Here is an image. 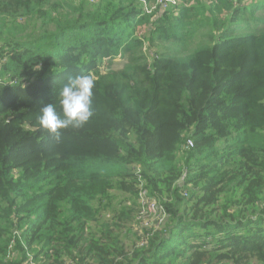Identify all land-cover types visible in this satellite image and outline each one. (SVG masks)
<instances>
[{
	"label": "trees",
	"instance_id": "1",
	"mask_svg": "<svg viewBox=\"0 0 264 264\" xmlns=\"http://www.w3.org/2000/svg\"><path fill=\"white\" fill-rule=\"evenodd\" d=\"M143 1L0 0V264H264V0ZM77 75L94 114L57 140Z\"/></svg>",
	"mask_w": 264,
	"mask_h": 264
},
{
	"label": "clouds",
	"instance_id": "2",
	"mask_svg": "<svg viewBox=\"0 0 264 264\" xmlns=\"http://www.w3.org/2000/svg\"><path fill=\"white\" fill-rule=\"evenodd\" d=\"M94 79L89 75L69 76L60 88L58 104L49 103L40 109L37 117L40 128L59 140L62 129L83 127L93 116Z\"/></svg>",
	"mask_w": 264,
	"mask_h": 264
},
{
	"label": "rangeland",
	"instance_id": "3",
	"mask_svg": "<svg viewBox=\"0 0 264 264\" xmlns=\"http://www.w3.org/2000/svg\"><path fill=\"white\" fill-rule=\"evenodd\" d=\"M262 13H263L262 11L258 12L259 15L262 14ZM195 41H197V40H195ZM192 46H195L194 40H193ZM113 65L116 68H120L123 65V60L120 57H118V58L115 59ZM113 192L117 195V199L114 200V204L115 205H117L118 201H124L125 199L127 200V198H128V195H125V194H123L122 192H120L118 190H114ZM140 215L142 216V221L143 222H145L146 219H149L151 221V223L157 224V222L155 221L154 216L149 214L147 212V208L145 206H142V204L140 205L139 212H137L136 216H140ZM110 216H111V212L110 211L105 212V217L102 218V220L100 222H92L91 223L90 231L92 233L95 232L97 230V228H100L102 226L101 223H103V221H109L111 219ZM136 225H137V222H136V220L134 218V222L133 223L120 225L119 227L115 228V231L120 234V236L124 240L126 246H128V247L132 246L135 242H137L138 235L142 231L139 227L136 228ZM129 226H131V231L128 232L126 227H129ZM98 233H99V231H98ZM87 235H86L87 238H89L91 236V234H89V233H87Z\"/></svg>",
	"mask_w": 264,
	"mask_h": 264
},
{
	"label": "built area",
	"instance_id": "4",
	"mask_svg": "<svg viewBox=\"0 0 264 264\" xmlns=\"http://www.w3.org/2000/svg\"><path fill=\"white\" fill-rule=\"evenodd\" d=\"M143 2L145 3V10L147 13H161L169 10L170 8L178 6L182 2V0H151V2ZM193 145V140L191 138L187 139V147H192ZM139 199L141 201L142 206H145L147 208V212L154 216L155 221L158 222V219H163L165 212L159 205V202L155 198L149 196L148 190L145 188L144 184H141V192L139 195ZM138 218L142 220L141 215L138 216ZM142 223L144 225H149L151 221L149 219H146L145 222L142 221Z\"/></svg>",
	"mask_w": 264,
	"mask_h": 264
},
{
	"label": "crops",
	"instance_id": "5",
	"mask_svg": "<svg viewBox=\"0 0 264 264\" xmlns=\"http://www.w3.org/2000/svg\"><path fill=\"white\" fill-rule=\"evenodd\" d=\"M223 264H229V263H223Z\"/></svg>",
	"mask_w": 264,
	"mask_h": 264
}]
</instances>
